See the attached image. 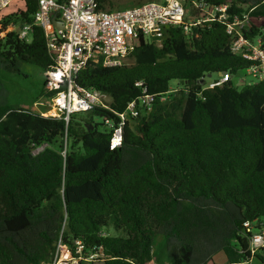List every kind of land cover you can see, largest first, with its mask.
<instances>
[{
    "label": "trees",
    "instance_id": "obj_1",
    "mask_svg": "<svg viewBox=\"0 0 264 264\" xmlns=\"http://www.w3.org/2000/svg\"><path fill=\"white\" fill-rule=\"evenodd\" d=\"M203 1L249 15L245 37L264 44V0ZM12 4L0 14V34L15 26L0 37V264L48 263L59 242L74 249L78 241L85 255L102 248L104 264H208L218 254L226 264L250 262L245 224L264 226V79L237 86L234 77L257 62L231 50L226 25L189 26L200 17L192 5L162 46L139 38L130 63H89L75 83L107 95L108 108L67 122L30 108L56 94L46 76L35 96L11 90L29 77L25 67L46 73L55 65L34 23L38 2ZM107 6L114 3L100 0L114 10ZM26 26L32 31L22 40ZM221 73L230 80L200 84ZM148 95L156 97L152 110L129 116L112 149L118 115ZM253 264H264V250Z\"/></svg>",
    "mask_w": 264,
    "mask_h": 264
},
{
    "label": "built area",
    "instance_id": "obj_2",
    "mask_svg": "<svg viewBox=\"0 0 264 264\" xmlns=\"http://www.w3.org/2000/svg\"><path fill=\"white\" fill-rule=\"evenodd\" d=\"M13 1L0 0V12L10 7ZM36 1L38 11L34 23L44 30L48 47L55 58V65L45 73L46 90L56 91L46 101L47 109L41 112L45 117L60 118L68 122L74 114L87 112L95 107L108 108V103H105L107 95L76 85L75 78L79 72L89 63L103 64L105 67L124 65L139 38L162 46L167 28L186 25L192 5L200 13V17L190 20L189 26L213 21L225 24L228 34L233 37L231 50L247 60L257 62L248 69V73L264 79L262 38L254 42L246 38L244 29L251 27L249 15L240 17L238 14H229L228 5L210 6L203 0H161L126 10H109L100 8V0H70L66 4H59L56 0ZM58 13L61 15L58 20L64 23L61 30L52 21L53 16ZM11 26V31L15 30V26ZM31 31L32 26L24 27L20 32V39L29 40ZM219 77L218 81L209 85L210 88L230 80L226 73L219 74ZM175 89L172 87L173 91ZM155 100V96H145L138 102L130 103L127 111L118 115L120 125L113 131L112 149L122 145V127L127 118H137L142 110L150 112ZM160 100L164 102L167 97L161 96ZM39 106H44V103L41 102ZM110 127L113 125L110 124ZM258 225L257 220L245 224L246 231L251 233L249 251L253 259L244 264H253L256 254L264 250V226L260 224L263 228L255 231ZM102 256V248L99 253L85 255L81 242H76L74 249L59 242L51 262L44 264H90Z\"/></svg>",
    "mask_w": 264,
    "mask_h": 264
},
{
    "label": "rangeland",
    "instance_id": "obj_3",
    "mask_svg": "<svg viewBox=\"0 0 264 264\" xmlns=\"http://www.w3.org/2000/svg\"><path fill=\"white\" fill-rule=\"evenodd\" d=\"M110 1L114 3V7L112 8L110 6H107V8L114 9V10H126V9H130V8H133V7L138 5V1L137 0H110ZM153 1L154 2H159L161 0H153ZM7 9L3 10L2 12H0V14L5 12L6 10H7V12L13 11L14 10V4H11V6L8 7ZM11 28H12V26H11ZM11 28H8V30L6 32L1 33L0 37L5 36V34L7 32L12 30ZM126 62L130 63L131 60L128 59ZM24 69H25L24 70L25 74H27V76H29V77L25 78V79H23V81H21L22 85H16L14 87L12 86L11 90H16V88H18V90H20L21 92L24 91V92L28 93L31 96H35L40 91L42 83L45 80V73H41V71L35 66H27ZM217 78H218V75L217 74H213L210 77L203 79L200 82V84L203 87H209V85L213 81H215ZM234 81L236 82V84H237V86L239 88H242L244 85L258 82L259 79L255 78L252 74H249L247 70H244V71H240L234 77ZM177 85H178V81H172L171 82V86L172 87L176 88ZM109 101L110 100L107 97L105 99V103H108ZM41 102L44 103V106H39V104ZM24 106L28 107L25 104H24ZM30 108L33 109L35 112L40 113V112H42V111L47 109V102L44 101V99H41V100H39V102H36L33 106H30ZM37 151H39V149ZM222 258L224 259V256L223 257H219V259L216 260L217 263H215L212 260L208 264H224L225 260H223ZM83 263H85V262H83ZM85 264H89V263H85ZM94 264H104V260H97Z\"/></svg>",
    "mask_w": 264,
    "mask_h": 264
},
{
    "label": "water",
    "instance_id": "obj_4",
    "mask_svg": "<svg viewBox=\"0 0 264 264\" xmlns=\"http://www.w3.org/2000/svg\"><path fill=\"white\" fill-rule=\"evenodd\" d=\"M52 21H53V24L55 25V27L58 29V30H61L64 28V23L60 20H58V15L55 14L52 18ZM211 76V75H210Z\"/></svg>",
    "mask_w": 264,
    "mask_h": 264
},
{
    "label": "crops",
    "instance_id": "obj_5",
    "mask_svg": "<svg viewBox=\"0 0 264 264\" xmlns=\"http://www.w3.org/2000/svg\"><path fill=\"white\" fill-rule=\"evenodd\" d=\"M7 10H8V9H7ZM6 12H7V11H6ZM222 255L224 256V254H218L217 256H215V258H214V262L217 263L216 260L219 259V257H223ZM222 259H223V258H222ZM223 260H225L224 264H226V257H225V256H224V259H223Z\"/></svg>",
    "mask_w": 264,
    "mask_h": 264
}]
</instances>
